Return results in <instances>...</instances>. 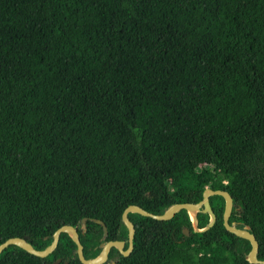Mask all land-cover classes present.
Returning a JSON list of instances; mask_svg holds the SVG:
<instances>
[{"label": "trees", "instance_id": "trees-1", "mask_svg": "<svg viewBox=\"0 0 264 264\" xmlns=\"http://www.w3.org/2000/svg\"><path fill=\"white\" fill-rule=\"evenodd\" d=\"M205 187L229 192L228 222L249 225L264 259V0H0V242L43 248L68 223L92 257L101 241L127 244L126 205L161 213ZM208 201L203 230L184 208L128 212L132 249L107 258L263 264L223 226V197ZM57 258L83 264L65 231L43 257L0 251V264Z\"/></svg>", "mask_w": 264, "mask_h": 264}, {"label": "water", "instance_id": "water-1", "mask_svg": "<svg viewBox=\"0 0 264 264\" xmlns=\"http://www.w3.org/2000/svg\"><path fill=\"white\" fill-rule=\"evenodd\" d=\"M212 194H219L224 199V205L222 210V223L226 230L229 232L247 239L250 242V248L246 253L245 257L248 261L253 263H263L264 259L257 257L258 242L252 232L249 231V225L245 224L242 227H237L233 222H228V217L232 209L233 200L228 191L220 188H210L205 187L201 193V198L197 201H181L173 202L168 205L161 213H152L138 204L130 203L126 205L121 212V220L124 223L127 229V246L123 248L124 240L123 239H107L99 243L100 250L98 253L92 257H84L82 253V245L79 241L78 231L76 225L64 223L56 227L52 232V238L50 242L45 245L43 248H35L28 240L21 236H9L0 242V251L7 246L8 244H16L17 246L23 248L29 253H32L37 256H46L49 254L54 247L56 246L59 233L65 231L69 234L73 242L75 243V250L78 259L83 264H101L107 258V253L111 247H115L123 255H126L132 249V238L134 233V225L132 221L128 218V212H137L139 214L150 216L155 219H168L179 209L184 208L190 218L192 228L194 230H203L208 228L213 224L215 220V214L212 211L208 197ZM200 210L202 212H207L209 214V219L203 227H197L196 212ZM192 213V214H191ZM93 221L99 223L102 227V236H105L107 233L105 223L99 218H91ZM86 217L80 219L81 225L84 226ZM183 232L187 233V229L183 228ZM59 258L55 259L51 264H57ZM113 261H110L112 264ZM63 264H67V261H63Z\"/></svg>", "mask_w": 264, "mask_h": 264}, {"label": "rangeland", "instance_id": "rangeland-1", "mask_svg": "<svg viewBox=\"0 0 264 264\" xmlns=\"http://www.w3.org/2000/svg\"><path fill=\"white\" fill-rule=\"evenodd\" d=\"M208 169V165L204 164L201 160L194 159L192 161V169Z\"/></svg>", "mask_w": 264, "mask_h": 264}, {"label": "flooded vegetation", "instance_id": "flooded-vegetation-1", "mask_svg": "<svg viewBox=\"0 0 264 264\" xmlns=\"http://www.w3.org/2000/svg\"><path fill=\"white\" fill-rule=\"evenodd\" d=\"M127 240V239H126ZM125 243V242H124ZM127 246V244L126 245H123V248H125ZM108 264L110 263V261H112V260H109L108 258H106V260H105ZM104 261V262H105ZM102 264V263H101Z\"/></svg>", "mask_w": 264, "mask_h": 264}, {"label": "bare ground", "instance_id": "bare-ground-1", "mask_svg": "<svg viewBox=\"0 0 264 264\" xmlns=\"http://www.w3.org/2000/svg\"><path fill=\"white\" fill-rule=\"evenodd\" d=\"M192 214V213H191Z\"/></svg>", "mask_w": 264, "mask_h": 264}]
</instances>
